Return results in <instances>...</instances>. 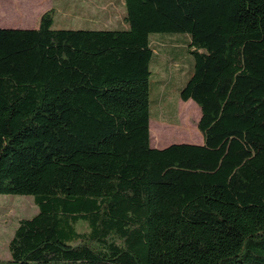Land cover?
Segmentation results:
<instances>
[{
    "label": "trees",
    "instance_id": "obj_1",
    "mask_svg": "<svg viewBox=\"0 0 264 264\" xmlns=\"http://www.w3.org/2000/svg\"><path fill=\"white\" fill-rule=\"evenodd\" d=\"M123 4L0 28V194L38 207L0 264H264V0ZM154 33L186 35L200 144L150 146Z\"/></svg>",
    "mask_w": 264,
    "mask_h": 264
},
{
    "label": "rangeland",
    "instance_id": "obj_2",
    "mask_svg": "<svg viewBox=\"0 0 264 264\" xmlns=\"http://www.w3.org/2000/svg\"><path fill=\"white\" fill-rule=\"evenodd\" d=\"M48 9L53 11V28H127L123 21V0H0V26L30 28ZM185 36L184 33H154L150 36L155 50L150 61L149 125L161 141V146L172 142L197 143L201 136L196 127L200 115L198 105L191 99L183 101L179 95L192 72L193 63L191 53L183 42ZM189 104L193 106L192 114L186 118L181 108ZM186 125L191 127V132L186 130ZM158 132L162 136H158ZM149 135L152 146L150 128ZM37 211L31 195L0 194L1 259L9 257L8 241L19 220L29 218ZM77 229L85 230V224L78 223Z\"/></svg>",
    "mask_w": 264,
    "mask_h": 264
},
{
    "label": "crops",
    "instance_id": "obj_3",
    "mask_svg": "<svg viewBox=\"0 0 264 264\" xmlns=\"http://www.w3.org/2000/svg\"><path fill=\"white\" fill-rule=\"evenodd\" d=\"M42 14V13H41ZM40 14V15H41ZM39 18H40V16H39ZM38 23H39V19H38V22H37V24L36 25H34V26H32V27H30V28H36L37 26H38ZM0 28H7V27H2V26H0ZM12 28V27H11ZM25 28H27V27H25ZM187 38H185L184 39V44H185V40H186ZM182 42V41H181ZM162 45H166V42H162L161 43ZM199 119V118H198ZM149 128H150V132L153 134V136H152V138L151 139H153V142H152V146L151 147H156V148H161V147H164V146H161V141L159 140V138L156 136V134H155V132H153V128H152V130H151V124L149 125ZM155 136H156V138H157V140L155 139ZM160 141V142H159ZM197 143L196 144H200V143H202V136H200V140H198V141H196ZM170 144V143H169Z\"/></svg>",
    "mask_w": 264,
    "mask_h": 264
},
{
    "label": "bare ground",
    "instance_id": "obj_4",
    "mask_svg": "<svg viewBox=\"0 0 264 264\" xmlns=\"http://www.w3.org/2000/svg\"><path fill=\"white\" fill-rule=\"evenodd\" d=\"M191 108H193V106L191 104H189V106L186 107V108H181L182 111H183V114L186 116V118H189L191 116V114H192ZM186 130L188 132H191L192 131L191 130V127L189 125H186ZM158 134H159V132H158ZM158 136H162V134H159Z\"/></svg>",
    "mask_w": 264,
    "mask_h": 264
},
{
    "label": "water",
    "instance_id": "obj_5",
    "mask_svg": "<svg viewBox=\"0 0 264 264\" xmlns=\"http://www.w3.org/2000/svg\"><path fill=\"white\" fill-rule=\"evenodd\" d=\"M173 143V142H172ZM174 143H176V142H174ZM171 144V143H170Z\"/></svg>",
    "mask_w": 264,
    "mask_h": 264
}]
</instances>
